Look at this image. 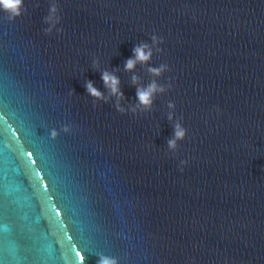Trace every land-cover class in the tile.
Instances as JSON below:
<instances>
[{
	"label": "water",
	"instance_id": "obj_1",
	"mask_svg": "<svg viewBox=\"0 0 264 264\" xmlns=\"http://www.w3.org/2000/svg\"><path fill=\"white\" fill-rule=\"evenodd\" d=\"M153 34L164 43L151 66L170 71L126 72ZM94 59L120 77L126 113ZM133 75L167 89L150 111L130 110ZM170 102L189 133L177 154ZM0 220V264H264V0H25L15 20L0 12Z\"/></svg>",
	"mask_w": 264,
	"mask_h": 264
},
{
	"label": "clouds",
	"instance_id": "obj_2",
	"mask_svg": "<svg viewBox=\"0 0 264 264\" xmlns=\"http://www.w3.org/2000/svg\"><path fill=\"white\" fill-rule=\"evenodd\" d=\"M24 5L25 0H0V12L4 13L9 19L15 20L24 15ZM59 8L56 3H53L50 8V15L46 18L52 27L46 29V32L51 33L53 27L60 21ZM151 43L141 42L133 48L132 57L128 58L124 64V70L126 72L135 73L138 66L144 65L148 66V72L154 77L159 78L164 75L165 72L170 71L168 64H161L158 67L151 66L152 59L156 53H162L163 49L160 47L164 43L163 39L158 35H151ZM93 66L100 71L101 79L104 82L105 88L110 93L111 97H115L117 100L116 108L117 111L121 113H126V110L122 105L121 101L125 99L124 93L121 90V80L116 72L109 71L106 68H101L100 60L94 59ZM132 83L136 85V98L137 103L130 110L133 114L138 112L150 111L155 103V98L158 94L164 93L167 89L160 85L157 79H153L151 83L147 86H143L140 82V77L133 75ZM171 84H169V88ZM87 93L97 101H105L109 97L105 96L104 92L99 90L92 81H87L85 84ZM169 109L172 111L168 114L169 121H174L173 123V136L167 142L169 152L172 154H177L180 149V145L188 138V129L184 124L176 118L174 115L176 105L172 102L168 105ZM219 111V109H217ZM188 160L180 161V171L183 172L184 168L187 167ZM100 264H117L113 259L102 257Z\"/></svg>",
	"mask_w": 264,
	"mask_h": 264
},
{
	"label": "snow or ice",
	"instance_id": "obj_3",
	"mask_svg": "<svg viewBox=\"0 0 264 264\" xmlns=\"http://www.w3.org/2000/svg\"><path fill=\"white\" fill-rule=\"evenodd\" d=\"M5 225L3 224L2 220H0V229H3Z\"/></svg>",
	"mask_w": 264,
	"mask_h": 264
}]
</instances>
